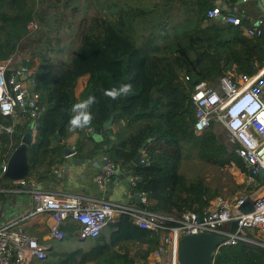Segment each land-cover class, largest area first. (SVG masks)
I'll return each mask as SVG.
<instances>
[{
	"label": "trees",
	"instance_id": "obj_1",
	"mask_svg": "<svg viewBox=\"0 0 264 264\" xmlns=\"http://www.w3.org/2000/svg\"><path fill=\"white\" fill-rule=\"evenodd\" d=\"M33 1L0 0V60L10 58L19 48L35 15ZM80 1L44 0L41 9H35L41 25L33 40L35 49L28 59L18 61L36 67V88L44 108L32 130L26 180L42 177L57 167L56 159L66 144L56 134L60 139L66 137L70 107L92 95L96 103L90 109L91 124L75 131L91 142L87 154L102 150L120 161L122 170L133 167L137 180L132 190L143 193L147 203L135 197L130 202L176 217L183 209L200 213L211 199L221 195L220 189L226 184L219 183L212 189L199 177L187 178L180 171L183 160L192 157L219 168L233 167L245 176L249 171L241 157L224 147L213 127L194 133L190 93L200 80L216 83L222 75L235 80L264 64V15L260 17L261 35H249L245 29L256 28L251 13L240 12L238 25L207 16L215 0H156L146 1L145 6L126 0H86L80 6ZM224 1L230 6L241 5L238 0ZM90 6L95 9L88 10ZM98 8L108 10L110 17L100 15ZM52 12L54 15H50ZM221 12L227 13L222 8ZM29 45L24 44L22 49ZM123 84L132 85L128 95L116 100L103 95L106 89ZM110 118L111 126L104 128ZM0 124L9 126L12 121L0 113ZM25 128L14 127L15 141L20 140ZM94 134H100L101 139H94ZM9 143V135L0 136V188L12 183L1 172ZM80 143L85 145L82 140ZM143 144V162L133 165ZM255 179L247 191L256 187L259 178ZM240 187L234 185L229 192ZM62 230L72 234L81 227L74 221ZM161 233L141 228L121 213L90 239L88 248H52L44 259L29 264H148ZM241 234L252 236L254 230L244 229ZM130 244H136L133 253ZM212 264H264V248L243 240L222 245L216 249Z\"/></svg>",
	"mask_w": 264,
	"mask_h": 264
},
{
	"label": "built area",
	"instance_id": "obj_2",
	"mask_svg": "<svg viewBox=\"0 0 264 264\" xmlns=\"http://www.w3.org/2000/svg\"><path fill=\"white\" fill-rule=\"evenodd\" d=\"M220 14L222 22L234 25L241 22L239 15L222 13L218 5L207 11L209 17L217 18ZM262 23V18L255 19L256 28H246L245 32L261 35ZM261 48L264 50V44ZM184 78L189 79L187 75ZM36 85L33 66L15 64L11 58L0 60V113L9 116L12 121L9 126L0 124V136L9 135L10 138L1 161L2 173L12 150L20 141L12 137L14 127L30 125L34 130L39 112L44 109L40 105L41 95ZM190 101L194 108V133L200 134L213 127L224 147L242 158L249 171L247 181L255 182V177L259 178L253 190L231 196L218 195L200 213L183 209L176 217L148 211L130 202L139 195V202L147 203L143 193L132 190L137 180L132 173L128 175L126 202L101 198L98 202L89 203L83 197H56L34 181H29L33 204L25 215L48 214L52 220L50 235L62 240L65 237L62 226L68 220L80 225L81 230L76 234L79 239H92L101 233L109 221L126 213L129 220L141 228L162 230L158 246L147 258L148 264H178V240L183 235L197 232L222 235L224 240L218 248L235 245L241 240L264 248V64L253 73L243 74L235 80L225 75L218 77L216 83L200 80L193 86ZM98 163L94 182L104 192L122 167L120 161L111 159L105 153L101 154ZM246 199L250 201L251 209L244 212L240 206ZM233 220L236 221V229L231 231L229 227ZM226 224L227 229L224 228ZM244 229L254 230V236L241 234ZM47 251V246L19 227L15 218L0 222V264H29L44 259ZM164 254L167 255L165 260Z\"/></svg>",
	"mask_w": 264,
	"mask_h": 264
},
{
	"label": "crops",
	"instance_id": "obj_3",
	"mask_svg": "<svg viewBox=\"0 0 264 264\" xmlns=\"http://www.w3.org/2000/svg\"><path fill=\"white\" fill-rule=\"evenodd\" d=\"M227 7L234 8L236 15H239L240 12L241 14L251 13L254 19H258L264 15V13H257L258 10L255 5V0H245L241 2L240 6L227 5ZM242 8H244V11L241 10ZM80 139L84 141L85 145L81 146L75 130L70 131L68 129L66 137L59 140H63L66 144L65 148L72 150V152L66 155L63 150L62 155L56 159L58 162L57 167L45 173L42 177L32 176L29 177V180L12 181L8 188H1L0 191L2 192L0 195V222L15 218L19 227L34 236L40 243L45 244L48 250L52 248H63L65 246L72 247L69 243L62 245L61 241L68 236L77 237V232L72 234L64 232L65 237L62 240H58L50 235L49 227L52 220L48 214L25 215L33 204L28 182L34 181L41 189L56 197H83L89 203H95L101 198H106V190L109 188V185H107L104 192L100 191L94 182V174L97 170L102 151L96 150L91 154H87L91 142L81 137ZM94 139L100 140V134H96ZM87 141L90 143L88 144ZM79 147H81V151ZM115 177L116 175L112 177L110 182H113ZM112 184V191L109 193L107 199L126 202L124 197L127 190L124 185L120 181L117 184ZM72 222L74 221L68 220L63 224V227H68ZM128 247L131 253H133L136 249V244H130Z\"/></svg>",
	"mask_w": 264,
	"mask_h": 264
},
{
	"label": "water",
	"instance_id": "obj_4",
	"mask_svg": "<svg viewBox=\"0 0 264 264\" xmlns=\"http://www.w3.org/2000/svg\"><path fill=\"white\" fill-rule=\"evenodd\" d=\"M241 0H238V3H241ZM215 5H218L227 13L235 14V9L232 7H227L224 0H215ZM255 5L257 7V13H264V0H255ZM221 14L217 16V19H220ZM112 123V118L104 122L103 127L109 128ZM58 139L59 135L56 134ZM32 141V128L28 125L25 128V131L20 137L19 143L12 150L6 164V168L2 173V177L8 178L14 182L23 180L29 171L28 163V147ZM144 148V144L140 147L139 153L134 157L132 164L140 165L141 164V152ZM102 151V150H101ZM72 150L64 148V153L66 155L70 154ZM133 173V167L122 173H118L114 178L113 182H109V188L106 190L105 197L109 196V193L112 191V183L117 184L120 181L126 190L129 189L128 175ZM136 201H139L140 196H135ZM240 209L244 212L251 209V204L248 199L240 206ZM229 229L234 231L236 229V221L233 220L230 223ZM224 237L215 233L208 232H197L193 234L183 235L177 243L176 259L178 264H212L213 255L222 243Z\"/></svg>",
	"mask_w": 264,
	"mask_h": 264
},
{
	"label": "rangeland",
	"instance_id": "obj_5",
	"mask_svg": "<svg viewBox=\"0 0 264 264\" xmlns=\"http://www.w3.org/2000/svg\"><path fill=\"white\" fill-rule=\"evenodd\" d=\"M32 1L33 0H27V2L29 4ZM43 1L44 0H34L33 1V3L35 2V6H33L35 15L33 16V19H31L27 24V33L22 38V42L20 43L19 48L16 49L15 53L10 57L15 64H18V61L21 58L28 59L30 53L33 52V50L35 49V43L33 42V40L35 39L36 35H38V30H39L38 28H41L40 21L38 19H36V17H35L36 16L35 9H38V11H39L44 4ZM126 1L127 2L134 1V4H138L139 6H145L144 4H146L145 3L146 1H156V0H126ZM159 1L162 2L163 0H159ZM100 2H102V1H100ZM118 2H124V1L121 0ZM85 4H86V0H81L79 3L80 6H84ZM100 6L101 5L99 4L97 7H100ZM106 7H107V5H106ZM112 8H113V6L110 5V9H112ZM94 9L95 8H93L92 6H90L88 8V10H94ZM98 10H99L98 12L100 15L110 17L108 10H101L99 8H98ZM50 15H54V13L52 12ZM26 43H29L30 45L28 46V48L26 50H23L22 46ZM57 72H58V70L56 71V73ZM83 80H84V78L79 80V82H78L79 86H78L77 90L79 89V87L83 83ZM69 128H70V126L67 128V130ZM80 137L82 138V135H79V137H78L79 140H81ZM87 142H88V144L90 143L89 141H87ZM87 142H85V143H87ZM180 171L182 173H184L187 176V178H189V179H194V178H198V177L201 178L212 189L214 187L216 188L219 183L226 184L225 188L220 189V194L222 196H231V195H234L237 193H247V192H249V190L247 191V187H249L250 184H254L253 182H248L246 176L243 173L239 172L238 170L234 169L233 167L228 166V167L219 168V167L213 166V165H211V164H209V163H207L201 159H198V158L190 157L186 160H183L180 163ZM237 184H241V187L235 189L233 193H230L229 192L230 189H233L234 185H237ZM61 242H62V245H64L65 243L71 244V246H72L71 249L72 248L74 249L76 247L87 248L89 246V244L91 243V240L89 238L81 240L77 237L68 236L67 238L65 237Z\"/></svg>",
	"mask_w": 264,
	"mask_h": 264
},
{
	"label": "clouds",
	"instance_id": "obj_6",
	"mask_svg": "<svg viewBox=\"0 0 264 264\" xmlns=\"http://www.w3.org/2000/svg\"><path fill=\"white\" fill-rule=\"evenodd\" d=\"M131 91V84H123L119 88L106 89L103 95L110 98L111 100H116L122 95H128L129 93H131ZM95 103L96 97L90 95L86 99L80 100L70 107V131H74L76 129H83L91 124L93 117L90 109Z\"/></svg>",
	"mask_w": 264,
	"mask_h": 264
}]
</instances>
